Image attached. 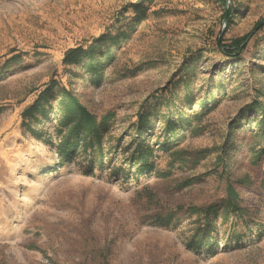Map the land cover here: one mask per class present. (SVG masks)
<instances>
[{"label": "rangeland", "instance_id": "374dc122", "mask_svg": "<svg viewBox=\"0 0 264 264\" xmlns=\"http://www.w3.org/2000/svg\"><path fill=\"white\" fill-rule=\"evenodd\" d=\"M227 6L0 0V264H264V236L244 231L239 221L234 226L232 218L223 222L221 210L211 217L216 229L208 247L199 250L187 245L193 218L166 219L167 228L154 219L178 207L220 204L219 155L233 179L248 176L257 187L264 179V161L254 166L250 159L252 135L264 130L257 122L258 104L264 111V28L254 30L264 23V0ZM229 8L235 10L224 28ZM121 32L125 40L96 50L98 76L83 60L63 61L65 51ZM244 36L238 57H225L215 43ZM18 54L17 63L5 64ZM60 88L97 117L114 113L101 166L97 153L79 152L45 173L57 164ZM138 112L147 114L141 132ZM168 120L179 122L174 131L167 132ZM140 140L153 149V169L135 178L128 158ZM205 149L196 160L194 152ZM168 150L182 161L161 179ZM192 177L195 184L176 189ZM240 195L264 224V188H241Z\"/></svg>", "mask_w": 264, "mask_h": 264}, {"label": "trees", "instance_id": "16d2710c", "mask_svg": "<svg viewBox=\"0 0 264 264\" xmlns=\"http://www.w3.org/2000/svg\"><path fill=\"white\" fill-rule=\"evenodd\" d=\"M220 1L224 4V0ZM125 10L126 7L122 8L115 15V19L121 17L122 13ZM234 10L235 8H229V10L227 11V16L230 20L232 18ZM225 14L226 13L224 11L223 17ZM263 28L264 23L262 19L255 25L254 30L256 29L257 33ZM247 36L232 40L229 44L223 45V50L220 51L221 54L225 57H238L247 46V44L243 47L241 46L243 45V42L246 40ZM120 38H123V40H125L127 38L126 33L121 32L120 34H118V36L116 35L113 38L111 37V35L105 36L103 34L96 40H94V42L85 49H83L82 47H76L65 51V53L63 54V61L65 63H78L79 61L83 60L85 61V68L91 73L97 72L98 76L99 71L97 65L100 64V62L98 59H96V50H100L101 45L106 46L107 50H109L108 42H111L110 45H114L118 43L117 41ZM221 42V39L216 38L215 43L218 44V46L222 45ZM107 56H109L108 51ZM20 57L21 55L19 54L14 55L10 57L5 62V64L9 63L10 65H13L19 61ZM58 94L60 95V100L58 102L59 122L57 126V133L60 138L55 146L57 164L54 167L46 170L45 173H53L64 165L70 164L79 152L84 154L97 153L99 155V165L101 166L103 162L102 139L103 135L108 130V127L114 118V113L107 112L104 115L97 117L91 114L78 101V99L73 95L72 92L67 91L65 88H60ZM258 105L261 109V117L257 122L259 126L264 129L263 106L261 104ZM26 111L28 114H31L30 108H28ZM137 119V131L141 132V130H143L147 125V114L138 112ZM178 119H182L181 115L178 116ZM176 123L179 122H176L175 120H168L166 125L167 132L174 131ZM192 130L193 128L191 129V131ZM252 140L253 144L250 147V159L251 164L255 166L260 161H264V130H261V135L259 136L253 134L251 141ZM164 146H162V148H164ZM170 151L171 150H168L170 157V162L168 163L169 170L160 173L161 179H168L171 176V168L176 163H180L182 161V157L179 156V152ZM153 153V149L150 148L144 140H140L137 144H135L133 152L128 158V164L131 168H133V176L135 178H138L144 174H149L152 171L153 166L150 161L153 157ZM208 153L209 150H201L198 152H194V157L197 160V157H203ZM224 159L225 158H223L221 155L217 156L216 159V162H218L217 165L221 168L219 177L225 180V198L220 204L211 203L209 205L189 206L186 208L178 207L177 212L174 214L157 215L154 217V219L156 220V225L164 228L169 227L170 223L169 220L166 219H172L174 218V216L184 214L189 218H193V220H191V237L189 238V242L187 243V245L194 250L208 247L207 245L211 241L212 235L216 229L214 221L211 217H213V215H215L219 210L222 211L223 222H226L227 220H229V218H232L235 220L234 226L236 224V221H239L241 222V227H243L242 229H244V231H247L249 233L254 232L260 238L264 236V224L260 222V220L257 219L255 215L249 214V208L247 207L246 203L247 201L244 200L240 195L241 188L253 190L256 188L263 189L264 179L258 187L248 176L233 179L225 168ZM194 181H197V178L192 177L184 179L177 185L176 189L178 191H181L189 188L193 184H195Z\"/></svg>", "mask_w": 264, "mask_h": 264}, {"label": "water", "instance_id": "95a60500", "mask_svg": "<svg viewBox=\"0 0 264 264\" xmlns=\"http://www.w3.org/2000/svg\"><path fill=\"white\" fill-rule=\"evenodd\" d=\"M228 2H229V0H224L225 7H226V8L228 7V6H227ZM227 21H228V17H227V15H225L224 18H223V25H224V28L226 27ZM219 39H220V38H219ZM219 48H220L221 51L223 50V47H220V46H219Z\"/></svg>", "mask_w": 264, "mask_h": 264}]
</instances>
